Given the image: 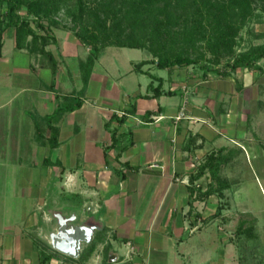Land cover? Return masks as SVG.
I'll use <instances>...</instances> for the list:
<instances>
[{"label":"crops","instance_id":"crops-1","mask_svg":"<svg viewBox=\"0 0 264 264\" xmlns=\"http://www.w3.org/2000/svg\"><path fill=\"white\" fill-rule=\"evenodd\" d=\"M7 33L15 38L16 51L31 58L29 51L17 48L12 28L4 34V46ZM56 38L54 58L60 60L59 55L77 62L70 63L72 73L65 71L66 63L59 65L56 79L61 82L55 89L52 70L43 66L47 58L33 71L34 80L22 85L17 82L25 75L19 68L2 69L7 62L4 52L0 60V264H238L234 242L219 239L205 225L224 199L217 195L190 199V175L221 137L217 124L227 129L245 124L249 104L235 97L231 105L226 103L231 96L224 85L227 77L217 80L209 73L204 80L200 74L176 67L168 70L169 90L164 86L166 79L159 77L164 91H179L186 103L185 118L177 120L181 104L165 102L168 95L153 97L149 86L157 81L140 80L132 62L120 70L113 61L115 54L107 56L117 47H108L96 61L83 106L58 124L60 146L52 150L46 142L37 144V130L26 114L31 111L21 108L14 113L7 108L31 94V108L41 120L64 97L82 89L79 51L88 56L90 50L76 38ZM248 71L239 69L232 75L245 83ZM73 79L76 83L70 87ZM11 84L16 91L6 99ZM54 102L55 108L43 111ZM147 112L151 115L143 119ZM112 131L118 136L131 133L133 140L119 158L118 149L112 148ZM43 133L49 137L46 129ZM10 139L12 151L4 146ZM57 161L60 165L53 166ZM125 163L133 168L125 169ZM198 184L203 186L201 180ZM223 218L222 212L214 221L228 226ZM63 223L70 231H80L83 238L76 257L53 246ZM36 238L51 248L34 245ZM42 255L49 257L45 263H41Z\"/></svg>","mask_w":264,"mask_h":264},{"label":"trees","instance_id":"trees-1","mask_svg":"<svg viewBox=\"0 0 264 264\" xmlns=\"http://www.w3.org/2000/svg\"><path fill=\"white\" fill-rule=\"evenodd\" d=\"M72 2L73 8L68 7ZM65 6L69 8L68 15L72 17L70 29L82 44L89 47L90 53L87 60L82 61L80 65L83 88L59 101L51 115L36 120L38 140L40 139L41 143H48L52 150L60 146L58 124L66 114L83 106L93 67L108 47L147 49L151 52L154 59L135 65L134 71L147 74L153 82H158L157 86L153 83L149 86L153 97L172 96L176 91H164L162 78L151 75L142 68L156 65L160 69L170 70L199 64L201 58L191 57L196 51V40L199 37L203 41L207 39V49L213 54V64L217 66L203 67L204 80L209 73L219 77H229L239 69L264 72L261 65L264 63V43L235 55V50L240 45L238 41L240 31L248 20L255 19L258 24H264V19H261L264 18V0H192L190 5L185 4L184 0H101L98 6L93 8L88 7L86 0H0V11L5 9L0 13V60L3 56L4 34L12 28L15 30L17 48L47 58L50 65L43 66H49L55 81L58 61L46 50V47L50 42L56 43L57 40L55 36L49 34L43 36L36 32L31 18L36 21L40 29L42 28L40 20L43 19L57 24L55 16ZM23 9L26 10L25 17L19 14ZM259 10L262 13H257ZM194 15L196 18L193 17ZM180 25H184L182 29H178ZM258 37L264 38V33L259 34ZM222 56L230 57L223 69L218 67ZM54 81L51 86L53 89H55ZM262 105L264 106V103ZM131 112H136L134 105ZM150 115L151 113L147 112L142 118L146 119ZM122 123L123 121L120 120V124ZM45 129L49 132L48 138L43 133ZM121 136H118L116 131H112V148L118 149V158L133 145L131 133L122 136L126 144L121 142ZM212 157L208 155L207 161L197 166L196 172L190 175V199L196 196L202 201L212 195L225 199L224 191L230 188L229 183L225 182L222 187L218 184L216 187L213 186L214 181L220 182V177L213 172L218 171L219 167L215 169ZM45 163L49 165L50 160H46ZM52 164L56 167L60 162ZM123 166L125 169L133 168L129 163ZM207 173L212 179L207 189L203 191V186L199 185L198 181ZM224 207V203L220 204L216 214L211 218L222 216ZM243 230L241 225L240 234ZM35 243L36 246L40 243L45 248H51L39 238L35 239L34 245ZM41 257V263H45L49 258L44 255Z\"/></svg>","mask_w":264,"mask_h":264},{"label":"rangeland","instance_id":"rangeland-1","mask_svg":"<svg viewBox=\"0 0 264 264\" xmlns=\"http://www.w3.org/2000/svg\"><path fill=\"white\" fill-rule=\"evenodd\" d=\"M88 3V7H97L101 0H86ZM187 0H184V3L187 5H190V1L188 0V3H186ZM214 1V0H211ZM74 3H70L68 7L70 6L73 8ZM262 5V4H261ZM260 6V4H259ZM68 7H64L58 15L55 16V20L58 21L57 24H53L48 19L40 20V23L42 25V28L40 29L36 21L31 18L33 21V27L41 35H51L57 37L59 36L61 39L67 40H74L76 38L74 32L70 29L72 26V17L71 15H68L67 9ZM2 11H5L1 9L0 13ZM191 11V9H190ZM189 11V13H190ZM257 13H262L261 10L257 11ZM21 16H26V10L23 9L19 12ZM192 15V14H191ZM193 17L196 18L194 15ZM192 17V18H193ZM54 18V17H53ZM263 20L264 18L261 17ZM184 25H180L178 29H182ZM264 33V24H258L255 22V19L248 20V23L241 29L238 41L240 42V45L235 50L236 54H238L241 51H245L249 49L252 46H258L264 43V38L258 37L259 34ZM77 39V38H76ZM196 40V51H194L191 55L192 58H198L200 59V63L196 65H192L189 67H183L178 68L184 71H191L194 74H200V77L202 78L203 75V67L205 65H208L210 68L217 67L213 64L214 57L213 54L207 49V39L202 40V38H197ZM81 43V42H80ZM182 42H179V44ZM82 44V43H81ZM83 45V44H82ZM56 46H58V40L56 43L50 42V44L46 47V50L51 49V53L55 55L56 53ZM84 49H89L88 46H85ZM90 50V49H89ZM110 54L114 53L115 63H117V66L120 70H124L126 68V65H128L130 62H132V68L134 70L135 65H138L146 60H153L154 56L151 54V52L147 49H132V48H112L110 50ZM4 58L6 59V63L2 65V69L4 70H14L16 67L19 68V72L22 73L21 75H25V79L20 78L17 83H20L21 85L25 82H31L34 80V74L33 71H38L40 68L39 66L42 64V61L45 59L42 56L31 54V58L29 56H26V54H21L15 49V38L12 34L7 33L6 39H5V46H4ZM80 56L83 57L81 61H79L78 65V72L80 73V65L81 62L86 61L88 56H85V51L82 52L80 49L79 51ZM22 56V58L20 57ZM103 56V54H102ZM20 57L21 59L19 61H15L14 59ZM39 57V60L37 59ZM106 57V56H105ZM58 68L59 65H63V63H66V66H63L65 68V71L72 73V67L70 63H76L77 59L72 58L70 60L64 58L62 59L61 56L58 55ZM109 58L106 57V60ZM230 60V57L222 56L220 58V65L218 67H221L223 69L225 67V64ZM109 61H112L109 59ZM40 62V63H39ZM103 63L105 61H102ZM119 63V64H118ZM48 64V60H47ZM264 68V63L261 64ZM73 66V65H72ZM74 66H77L74 64ZM96 66V63L93 67V70ZM103 67V65H102ZM8 68V69H7ZM143 70H146L147 72L151 73V75L157 76V77H163L166 79V82L164 83V86L167 90L170 88V84H168V69H160L156 65H148L144 66L142 68ZM176 69V68H175ZM74 70V69H73ZM264 71V70H263ZM12 72V71H10ZM16 72V71H15ZM13 72V73H15ZM93 72V71H92ZM96 72H101V66L97 69ZM136 72V71H134ZM17 73V72H16ZM139 73V72H137ZM236 73V72H235ZM250 73L248 76L249 78L245 80L246 85L248 87H245L244 81H240L241 77L239 78L234 77L235 75H232L230 77L225 78L224 81L228 84L225 87L230 90V95L228 100H226V103L228 105H231L232 98H238L239 103H247L249 104V110L245 113L247 119L245 120V124L239 122L238 126H233L231 128H224L221 127L219 124L216 126V131L218 133H221V137L218 141H215L214 145L212 146V150L210 151V155H212V161L214 165L216 166L215 169L218 167V171H213L215 175L220 177V182L218 183L216 181L213 182V186L216 187L217 184L221 185V187L224 185L225 182L229 183L228 189L224 191L225 199L224 202L219 203V205L223 204L225 207L223 208L222 212L224 214V220L227 221L226 226L223 222L214 221L218 218L214 219L211 218L205 225L207 227L211 228L216 235H218L219 239H231V241L234 242L235 248H236V255H237V263L241 264H264V106L262 105L264 103V72H260L258 70L254 71H248L246 72ZM142 73H140L139 78L143 82H146L151 79L149 75L142 76ZM212 76L217 80L220 79V77L214 73H211ZM150 77V78H149ZM234 77V78H233ZM73 78V77H72ZM203 79V78H202ZM54 81V80H53ZM61 82V80L55 79V87L56 85ZM72 82V83H71ZM74 83H76V80L73 79V81L70 80V87L74 86ZM242 83V84H241ZM64 84V83H63ZM62 84V85H63ZM242 85V87L239 88V85ZM59 85V84H58ZM158 85V82H155V86ZM76 86V85H75ZM83 88V83H82ZM89 88V85L86 88V95L87 90ZM6 91H8L7 88H5ZM13 91H16V87L14 88L13 85H10V90L7 92L10 95H6V99L8 97H12ZM66 92V91H65ZM85 95V96H86ZM189 98V96H187ZM186 97V98H187ZM181 94L179 91L175 92L172 96H169L165 99V102L167 103H177V107L180 105L183 111L185 118L186 112V103H182ZM33 98L30 95H23L17 100L13 101L11 106L7 108L9 111L10 109H13V112L16 113L17 110L21 108H25L28 111H31L26 113L27 116L32 117L33 123L35 125L34 128H36V120H39L34 112V109L31 108L33 103ZM186 102V101H185ZM58 104V103H57ZM251 105V106H250ZM56 102L53 103L52 106L49 108L43 109V111H46L47 113L50 112L51 108H55ZM181 111V112H182ZM180 112V113H181ZM180 115V114H179ZM178 115V116H179ZM42 119V118H40ZM240 121V120H239ZM32 124V123H31ZM33 129V127L31 128ZM7 136V133H6ZM11 138V137H10ZM7 140V139H6ZM4 146H6V149L12 151L13 149V139L9 140ZM37 144H41L40 139L38 140L37 136ZM185 145V144H184ZM207 159H204L201 163H205ZM200 163V164H201ZM199 164V165H200ZM198 165V166H199ZM211 177L210 174H206L201 179V184L203 186H207L211 183ZM1 186V185H0ZM9 186V188H11ZM55 187V184H54ZM58 192H56L57 194ZM55 194V193H54ZM59 194V193H58ZM210 210L212 212L213 205L209 204ZM221 223V224H220ZM226 226L224 227L223 226ZM243 226V232L240 234L239 228ZM219 227L223 229V231L219 230ZM221 240L219 241V243ZM230 246V245H229ZM221 246H217V248H220ZM223 249L226 247L225 244H222ZM215 249V248H214Z\"/></svg>","mask_w":264,"mask_h":264},{"label":"water","instance_id":"water-1","mask_svg":"<svg viewBox=\"0 0 264 264\" xmlns=\"http://www.w3.org/2000/svg\"><path fill=\"white\" fill-rule=\"evenodd\" d=\"M83 240L80 231H70L66 223H63L53 238V246L56 250L71 256L76 257L79 254V246Z\"/></svg>","mask_w":264,"mask_h":264},{"label":"built area","instance_id":"built-area-1","mask_svg":"<svg viewBox=\"0 0 264 264\" xmlns=\"http://www.w3.org/2000/svg\"><path fill=\"white\" fill-rule=\"evenodd\" d=\"M184 117V115H183V111L180 113V115L176 118L177 120H181L183 117Z\"/></svg>","mask_w":264,"mask_h":264}]
</instances>
